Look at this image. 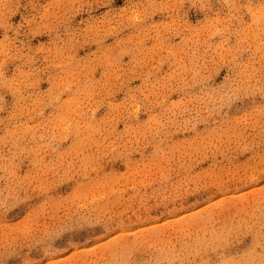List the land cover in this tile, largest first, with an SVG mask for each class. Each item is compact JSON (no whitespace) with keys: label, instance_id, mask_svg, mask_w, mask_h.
<instances>
[{"label":"clouds","instance_id":"9594fccd","mask_svg":"<svg viewBox=\"0 0 264 264\" xmlns=\"http://www.w3.org/2000/svg\"><path fill=\"white\" fill-rule=\"evenodd\" d=\"M0 264H264V0H0Z\"/></svg>","mask_w":264,"mask_h":264},{"label":"rangeland","instance_id":"374dc122","mask_svg":"<svg viewBox=\"0 0 264 264\" xmlns=\"http://www.w3.org/2000/svg\"><path fill=\"white\" fill-rule=\"evenodd\" d=\"M122 2V0H118V3ZM102 195V194H101ZM245 196H251L252 193H245ZM220 205H223V201L218 202ZM210 207H215V206H210ZM184 218H181V220H176V221H166L163 224H157V225H152L151 228H158V229H165V228H177V227H183L182 224V220ZM148 229H141V231H147ZM79 255L81 257L82 260H86L87 259V252H82V253H72L70 254L68 257H66V259L71 260L73 258V256H77Z\"/></svg>","mask_w":264,"mask_h":264}]
</instances>
